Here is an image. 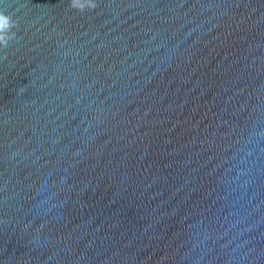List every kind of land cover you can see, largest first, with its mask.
<instances>
[{
  "label": "water",
  "instance_id": "1",
  "mask_svg": "<svg viewBox=\"0 0 264 264\" xmlns=\"http://www.w3.org/2000/svg\"><path fill=\"white\" fill-rule=\"evenodd\" d=\"M94 3L0 0V264H264V0Z\"/></svg>",
  "mask_w": 264,
  "mask_h": 264
},
{
  "label": "clouds",
  "instance_id": "2",
  "mask_svg": "<svg viewBox=\"0 0 264 264\" xmlns=\"http://www.w3.org/2000/svg\"><path fill=\"white\" fill-rule=\"evenodd\" d=\"M72 7L83 10L86 7H95V3L94 0H87L86 3L82 2V0H72ZM14 23L15 22L10 15L6 14L4 11H0V30H3L5 25H11ZM0 39H3V37L0 36Z\"/></svg>",
  "mask_w": 264,
  "mask_h": 264
}]
</instances>
